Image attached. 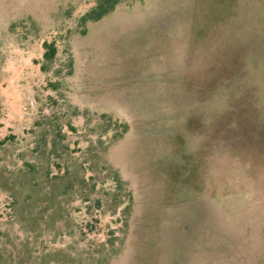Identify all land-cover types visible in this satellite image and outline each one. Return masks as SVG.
<instances>
[{
	"label": "rangeland",
	"instance_id": "obj_1",
	"mask_svg": "<svg viewBox=\"0 0 264 264\" xmlns=\"http://www.w3.org/2000/svg\"><path fill=\"white\" fill-rule=\"evenodd\" d=\"M95 3L0 0V264H264V0Z\"/></svg>",
	"mask_w": 264,
	"mask_h": 264
},
{
	"label": "trees",
	"instance_id": "obj_2",
	"mask_svg": "<svg viewBox=\"0 0 264 264\" xmlns=\"http://www.w3.org/2000/svg\"><path fill=\"white\" fill-rule=\"evenodd\" d=\"M124 0H96V3L92 6L90 10H88L86 13H84L80 17V24L85 26L89 21H97L100 20L102 17H104L106 14L111 12L112 10L115 9V7ZM83 33L86 32V29L82 30ZM43 47H44V53H43V59L44 63L41 65V69L43 71H48L49 70V64L54 61L58 54V45L56 40H45L43 42ZM71 72V71H70ZM55 88H57L59 83H52ZM112 119H110L109 122H111L108 126H119L121 128L120 135L117 136L116 138H120L125 132L128 130V125L127 124H119L118 122H114ZM74 128V127H73ZM1 143H4V140L0 141ZM118 180L122 182L120 179V176L118 175Z\"/></svg>",
	"mask_w": 264,
	"mask_h": 264
}]
</instances>
